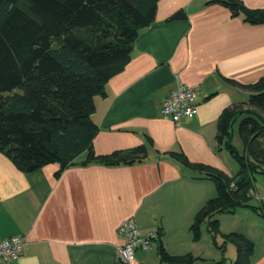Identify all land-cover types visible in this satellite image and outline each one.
I'll return each mask as SVG.
<instances>
[{"label": "crops", "instance_id": "0c3cea01", "mask_svg": "<svg viewBox=\"0 0 264 264\" xmlns=\"http://www.w3.org/2000/svg\"><path fill=\"white\" fill-rule=\"evenodd\" d=\"M209 1L159 0L153 23L134 39L105 95L94 98L92 153L143 147L144 162L86 163L83 153L62 170L52 163L23 172L0 153V239H25L21 256L9 264H119L124 238L118 230L128 218L142 234L156 232L148 250L136 251L135 264H184L177 260L184 256L191 264H230L217 233L212 238L206 223L192 228L217 196L214 179L172 153L233 176L231 155L215 134L224 116L247 108L250 93L242 85L264 78V25L245 23ZM238 1L264 9V0ZM178 11L185 20H172ZM180 84L198 90L197 114L174 124L160 113L161 99ZM254 256L249 264H264V251Z\"/></svg>", "mask_w": 264, "mask_h": 264}, {"label": "trees", "instance_id": "16d2710c", "mask_svg": "<svg viewBox=\"0 0 264 264\" xmlns=\"http://www.w3.org/2000/svg\"><path fill=\"white\" fill-rule=\"evenodd\" d=\"M159 0H0V153L23 172L74 160L132 165L144 162L143 147L95 156L91 150L97 126L94 98L124 64L134 39L150 26ZM245 23L264 25V9H247L238 0H211ZM250 94L247 108L234 109L218 123L216 140L239 164L227 177L192 165L215 181L217 196L197 213L193 230L206 223L212 238L218 233V213L245 205L254 196L253 173H264V78L242 85ZM244 147H231L233 126ZM62 170V168H61ZM61 172V171H60ZM232 235L235 241V234ZM236 257L230 264H249L252 242L238 235ZM164 253L161 251V257ZM177 260L191 264L189 256Z\"/></svg>", "mask_w": 264, "mask_h": 264}, {"label": "rangeland", "instance_id": "374dc122", "mask_svg": "<svg viewBox=\"0 0 264 264\" xmlns=\"http://www.w3.org/2000/svg\"><path fill=\"white\" fill-rule=\"evenodd\" d=\"M237 133V124L235 123L230 134V144L231 147L235 148L239 156H244V147H242L241 139ZM228 159H230L233 165L234 176L239 170V164L232 156ZM251 183L254 195L257 197L249 198L245 205L237 206V208H234L232 211L230 210V212L218 213L215 216L216 222H218L217 244L226 248L228 263L233 262L236 257V250L234 252V248L231 246L233 245V237L229 235L230 233L235 234V243L237 242L238 235L250 240V243L252 242L253 245L254 257L264 251V173L260 171L254 172ZM205 233H202L206 237L205 247L215 253L214 248L208 247V243L211 244V242ZM197 263L200 262L198 261Z\"/></svg>", "mask_w": 264, "mask_h": 264}, {"label": "built area", "instance_id": "2783aa9c", "mask_svg": "<svg viewBox=\"0 0 264 264\" xmlns=\"http://www.w3.org/2000/svg\"><path fill=\"white\" fill-rule=\"evenodd\" d=\"M197 93V89L180 84L169 95L161 99L160 113L163 118L177 124L182 118L195 117L197 114L195 101ZM251 194L257 197L253 191H251ZM135 224L133 218H128L119 227L118 232L124 238V243L117 249V263L119 264H135L136 251L148 250L152 241L156 238V232L148 231L142 234ZM24 245L25 239L20 236L0 239V264H9L19 258Z\"/></svg>", "mask_w": 264, "mask_h": 264}, {"label": "water", "instance_id": "95a60500", "mask_svg": "<svg viewBox=\"0 0 264 264\" xmlns=\"http://www.w3.org/2000/svg\"><path fill=\"white\" fill-rule=\"evenodd\" d=\"M182 12L183 11H178L177 13H175V15L172 17V20H185L186 16ZM66 165H67V163L64 162L59 167H61L62 169H64L66 167ZM81 165H85V162H83Z\"/></svg>", "mask_w": 264, "mask_h": 264}]
</instances>
